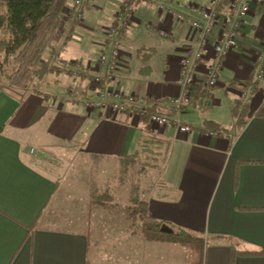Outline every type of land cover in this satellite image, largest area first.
<instances>
[{
	"label": "crops",
	"instance_id": "crops-1",
	"mask_svg": "<svg viewBox=\"0 0 264 264\" xmlns=\"http://www.w3.org/2000/svg\"><path fill=\"white\" fill-rule=\"evenodd\" d=\"M187 2L210 0H178ZM129 5L135 16L122 37L114 86L146 97L179 93L180 58L198 32L152 0H87L83 19L67 22L52 48L62 73L36 91L0 92V264H264V117L255 115L264 79L254 82L264 5L251 6L239 46L222 58L217 86H206L208 60L202 62L181 111L190 133L146 117L88 111L65 98L70 89L91 95L106 30ZM103 21L109 26L99 27ZM72 61L89 71L75 76ZM249 88L248 112L238 121L233 110ZM62 158L80 160L87 173L99 161V187L71 179L60 192L70 170ZM124 181H131L128 192ZM127 195L145 200L150 216L175 230H194L199 219L207 245L198 237L188 245L150 237L139 225L115 229L110 208Z\"/></svg>",
	"mask_w": 264,
	"mask_h": 264
},
{
	"label": "built area",
	"instance_id": "built-area-1",
	"mask_svg": "<svg viewBox=\"0 0 264 264\" xmlns=\"http://www.w3.org/2000/svg\"><path fill=\"white\" fill-rule=\"evenodd\" d=\"M87 0H74L71 19H83L82 6ZM159 9L166 11L174 20L190 25L198 32L195 41L190 42L180 58V74L177 80L179 93L165 99L162 97H146L126 93L116 86L115 73L122 63L121 41L125 31L135 16L134 7L129 5L117 14L116 25L107 28L106 44L103 47L96 68L98 72L92 77L94 84L91 95H83L74 89L65 93V98L80 102L88 111L106 110L110 113L127 114L134 118H148L152 125L173 126L180 132L190 133L193 126L181 114L183 108L191 102V87L197 81L202 62L206 65L205 84L217 86L223 69L222 58L236 49L240 43V35L244 28L245 17L250 13L253 4L264 5V0H210L206 6L196 2L179 5L178 0H152ZM162 36L166 31L160 30ZM216 34V39L212 36ZM75 76L87 73L90 66L78 61L70 62ZM254 82L264 79V46L255 52ZM251 88L242 93L243 100L250 102ZM217 135L218 131L210 132ZM35 153V149H31Z\"/></svg>",
	"mask_w": 264,
	"mask_h": 264
},
{
	"label": "trees",
	"instance_id": "trees-1",
	"mask_svg": "<svg viewBox=\"0 0 264 264\" xmlns=\"http://www.w3.org/2000/svg\"><path fill=\"white\" fill-rule=\"evenodd\" d=\"M70 4L71 0H0V92L6 82L27 87L35 80L44 82L48 75L62 73L60 65L53 60L52 48L57 38L69 30L63 17L68 7L70 12L74 8ZM4 30L8 33L1 34ZM247 107L246 102L235 106L233 113L238 121L242 114H247ZM255 115L264 117V105ZM129 210L132 226L139 225L150 237L187 245L196 238L183 228L175 230L165 221L150 216L148 203L143 199L135 198ZM235 255L233 251V257Z\"/></svg>",
	"mask_w": 264,
	"mask_h": 264
},
{
	"label": "rangeland",
	"instance_id": "rangeland-1",
	"mask_svg": "<svg viewBox=\"0 0 264 264\" xmlns=\"http://www.w3.org/2000/svg\"><path fill=\"white\" fill-rule=\"evenodd\" d=\"M71 3H73V5H74V0ZM68 12H70V8L69 7L66 9L65 15L63 17L65 22H68V18H70V15L68 14ZM71 20H73V19H71ZM74 20L80 21V19H78V18L74 19ZM98 26L102 27V28L103 27H108L109 23L105 22V21L99 22ZM7 33H8L7 30H4V31H2L1 34H7ZM42 84H43V82H38V81L35 80L34 82L29 83V85L27 87H22V86H19V85L18 86L17 85H11L10 83L6 82V83H3L2 88L4 90L10 91L12 93H18V92L26 93V92H31V91H36V90L42 89L43 88ZM62 159H64V162H63L62 166L64 168H67V166H68L69 167L68 170L69 169L70 170H69V172L66 171L64 173L65 175L67 174V176L61 183L60 192H62L64 190L63 188H64L65 184H67L69 182V180H71V179H72L71 180L72 183L74 181L77 182V180H78L79 184H77V185H81V186H85V185L87 186V183L89 185L92 183L93 191L96 190L99 187L98 179L100 177V172H101V166L99 164V161H97L96 159L91 161V164H90L91 167L88 169L89 172L87 173V169L85 170V168H83V163H81L80 160L71 159V158H69V159L62 158ZM61 170H63V169H61ZM127 175H128V177L127 176H123V179L129 180V178L132 177L133 173H131V169L127 173ZM122 184H123V188H124L125 192H128V191L131 190V187H132L131 181H124V183H122ZM73 186H74V184H73ZM121 188H122V186L121 187L119 186V189H121ZM128 195L127 196H122V197L118 196V199L116 198L117 201H115V202L119 203L117 208L111 207L112 205H110V207H111L110 210H111L112 213H114V215L112 217H115V220L117 221V224L113 225V226H114L115 229H118V230H121V231L129 230L130 226L133 225V219H132V217L129 216L128 211H130L129 207L132 204L134 199L133 200L132 199L129 200ZM130 196H132V194H130ZM115 209H118V211H116ZM200 222L201 221L198 219L196 228L194 230H191V231L188 230V232L190 234H193V235L195 234L196 236L195 235L194 236L198 237L199 239H205L204 240V246H206L207 245V241H206V237H205L206 236V232L199 225ZM198 256H199V253L196 255V257L198 258Z\"/></svg>",
	"mask_w": 264,
	"mask_h": 264
}]
</instances>
